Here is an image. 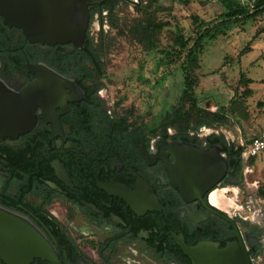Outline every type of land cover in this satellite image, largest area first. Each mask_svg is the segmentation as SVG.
<instances>
[{
    "label": "flooded vegetation",
    "instance_id": "flooded-vegetation-1",
    "mask_svg": "<svg viewBox=\"0 0 264 264\" xmlns=\"http://www.w3.org/2000/svg\"><path fill=\"white\" fill-rule=\"evenodd\" d=\"M113 1L92 5L89 11L109 7ZM97 23L95 14L82 47L75 49L70 44L30 43L22 29L4 24L0 17L2 85L19 95L38 81L37 68L73 85L64 89L56 105L33 108L30 130L0 135V222L5 217L22 218L33 225L50 243L54 264H190L175 242L178 237L187 246L244 244L250 264H260L264 259L260 198L247 197L246 217L231 216L209 206L207 196L184 202L171 185L167 168L174 159L167 150L183 143L208 148L205 139L220 134L190 133L200 140L195 144L175 132L164 138L162 130L136 121L127 122L134 128L113 122L114 114L123 113L107 108L102 89L94 93L98 73L85 59L87 35L96 41L98 34L93 37L90 29ZM241 161L242 182L249 159ZM228 173L239 180L238 173ZM227 179L219 186L228 185ZM107 188L124 189L131 206ZM31 264L50 263L34 259Z\"/></svg>",
    "mask_w": 264,
    "mask_h": 264
},
{
    "label": "rangeland",
    "instance_id": "rangeland-1",
    "mask_svg": "<svg viewBox=\"0 0 264 264\" xmlns=\"http://www.w3.org/2000/svg\"><path fill=\"white\" fill-rule=\"evenodd\" d=\"M147 1L122 3L117 15L118 30H111L106 21L103 23L102 31L111 40V46L104 57L101 96L107 108L119 104L116 112L129 110L131 121L162 130L165 114L179 106L187 89L180 63L165 67L162 58L172 50L177 32L181 31L185 38L193 37L194 17L206 24V28H211L222 6L218 0H154L150 12L158 24L167 26L157 36V51L147 52L136 44L130 33V28L140 18L134 5L141 3L143 8ZM100 29L97 23L90 33L95 37ZM198 61L200 68L194 72L198 81L194 97L199 107L216 112L219 106L228 110L232 101H241L242 112L246 115L243 119L240 115L232 117L228 114L227 122L213 132L234 144L240 139L247 141L264 134V85L259 82H264V14L226 28L214 41L205 40ZM242 74L253 81L248 86H251L252 96L246 100L241 97L245 90L240 81ZM167 132L175 131L168 129ZM244 167L240 186L229 191L222 189L227 192L224 204L219 208L231 216L239 213L246 217L247 197L253 194L257 200L258 189L264 187V154H260L252 165L248 162ZM263 206L259 205V208L264 211ZM260 264H264V259Z\"/></svg>",
    "mask_w": 264,
    "mask_h": 264
},
{
    "label": "water",
    "instance_id": "water-1",
    "mask_svg": "<svg viewBox=\"0 0 264 264\" xmlns=\"http://www.w3.org/2000/svg\"><path fill=\"white\" fill-rule=\"evenodd\" d=\"M103 1L0 0V17L4 24L22 29L30 43L47 46L70 44L79 49L86 40L89 28V8ZM34 72L38 75V81L19 95L0 83V135L6 132L22 134L30 130L32 124H27L29 120L26 117L33 108L56 105L60 94L55 89L73 86L59 80L49 70L37 68ZM55 82H61L64 87L54 88ZM166 155L174 159V164L167 168L171 185L186 203L207 196V203L211 206L208 198L214 190L227 189L228 185L241 182V177L235 182V175L228 173L225 155L218 145L201 148L189 143L176 144L167 150ZM226 176L228 185L220 187V182ZM106 191L131 206L124 189L107 188ZM205 208L211 211L206 205ZM7 218L0 222V264H31L34 259L54 264V251L39 230L22 218ZM175 242L190 264H250L244 244H228L219 248L213 242H200L187 246L182 237L176 238Z\"/></svg>",
    "mask_w": 264,
    "mask_h": 264
},
{
    "label": "trees",
    "instance_id": "trees-1",
    "mask_svg": "<svg viewBox=\"0 0 264 264\" xmlns=\"http://www.w3.org/2000/svg\"><path fill=\"white\" fill-rule=\"evenodd\" d=\"M218 1L222 9L217 15V20L212 23L213 26L211 28H206V24L194 17L193 24L195 25V30L193 37L185 38L181 31L177 32L173 40L172 50L166 52L162 58L161 62H163L162 65L164 64L165 67L180 63L179 65L185 72L184 84L187 88L180 100L179 106L166 113L162 119L161 129L164 138L168 136V129H173L176 136L182 140L191 138L190 133H198L202 128L215 130L217 126L227 122L228 114L232 117L240 115L243 119H246V115L242 112L241 101H232L228 110L219 106L216 112H210L199 107L194 97L198 83L194 72L198 71L200 68L198 59L202 51L203 42L205 40L214 41L218 35L224 33L226 28L252 21L264 14V0ZM122 3H124L123 0H114L111 6L103 7L97 12L90 9V22L92 23L94 15L97 14L101 28L96 41L94 38L89 37L88 33V39L85 43L87 51L85 59L98 73L97 83L93 88L94 93H98L103 87L101 80L104 79L105 75L104 57L107 55L111 46V40H108L107 36L102 31L103 23L106 21L111 30H118L119 20L117 15ZM153 3L154 0H148L143 8L141 3L134 5V11L140 15V18H138L136 24L130 28V33L136 44L142 46L147 52L157 51V36L163 28L167 26L166 24H158L156 22L154 14L150 12ZM105 12L106 15L104 14ZM240 81L245 87L241 97L246 100L252 96V91L248 86L251 85L253 81L249 78H245L243 74L240 77ZM83 88L86 87L83 86ZM98 106H103V103L99 101ZM118 106L119 104L115 105V108ZM104 114L106 115L105 112ZM130 118L131 113L128 110L123 112V116L114 114L113 122L116 124L121 123L126 128L129 126L134 128V125L127 124V122L131 120ZM191 139L195 144L200 142L196 135ZM205 141L210 145H218L225 155L228 172L238 173L241 177V154L244 151V147L227 141L223 135L216 136L212 134L207 137ZM257 157L258 155L255 158ZM255 158L249 160L250 165L253 164ZM258 197L264 200V187L258 189Z\"/></svg>",
    "mask_w": 264,
    "mask_h": 264
},
{
    "label": "built area",
    "instance_id": "built-area-1",
    "mask_svg": "<svg viewBox=\"0 0 264 264\" xmlns=\"http://www.w3.org/2000/svg\"><path fill=\"white\" fill-rule=\"evenodd\" d=\"M212 133H214L213 130L202 128L197 134L207 135ZM241 146L244 147V151L241 154V158L245 160H250L251 158H255L257 155L264 154V134H260L256 137L249 139V142L247 144ZM259 202L263 203V201L260 200Z\"/></svg>",
    "mask_w": 264,
    "mask_h": 264
},
{
    "label": "bare ground",
    "instance_id": "bare-ground-1",
    "mask_svg": "<svg viewBox=\"0 0 264 264\" xmlns=\"http://www.w3.org/2000/svg\"><path fill=\"white\" fill-rule=\"evenodd\" d=\"M59 80H61L60 78H58ZM54 81V80H53ZM61 81H63V80H61ZM65 83H66V81H64ZM68 85V84H67ZM58 86H60V87H64V84H62L61 82L58 84L57 82H55L54 83V88H57ZM58 89V90H57ZM57 89H55L56 91H57V93L58 94H60V99L61 98H63L62 96H61V94L63 95L64 93H63V90H64V88H61L62 90H59V88H57ZM54 90V91H55ZM55 91V92H56ZM60 99H58V100H56V102L57 101H59ZM29 103V102H28ZM26 119H28L29 121H27L28 123V125H30V124H32V120H31V116L29 117H26ZM227 191L226 190H222V189H216V190H214L210 195H209V198H208V200H209V203L211 204V206H213V207H215V208H217V209H219V207H221V206H223V204H224V201H225V193H226ZM146 196H148L147 194H146ZM145 196V197H146ZM219 210H221V209H219Z\"/></svg>",
    "mask_w": 264,
    "mask_h": 264
},
{
    "label": "crops",
    "instance_id": "crops-1",
    "mask_svg": "<svg viewBox=\"0 0 264 264\" xmlns=\"http://www.w3.org/2000/svg\"><path fill=\"white\" fill-rule=\"evenodd\" d=\"M259 82H260L261 84L264 85V82H262V80H260ZM252 84H253V83H252ZM250 88H251V86H250ZM226 140H227V139H226ZM248 142H249V139H248L247 141H242V140L240 139V140L238 141L237 144L241 146V145H245V144H247ZM259 156H260V155H258V157H259ZM255 159H256V158H255ZM255 159H254V160H255Z\"/></svg>",
    "mask_w": 264,
    "mask_h": 264
}]
</instances>
